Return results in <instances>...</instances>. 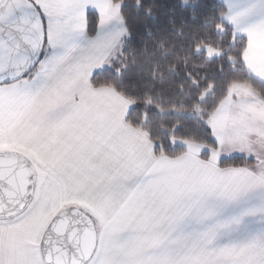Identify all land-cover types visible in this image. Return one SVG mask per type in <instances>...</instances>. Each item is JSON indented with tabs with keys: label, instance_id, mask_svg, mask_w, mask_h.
Here are the masks:
<instances>
[{
	"label": "snow or ice",
	"instance_id": "snow-or-ice-1",
	"mask_svg": "<svg viewBox=\"0 0 264 264\" xmlns=\"http://www.w3.org/2000/svg\"><path fill=\"white\" fill-rule=\"evenodd\" d=\"M108 5L109 0H0V264L145 260L127 255L134 237L125 216L131 194L147 177L125 172L72 140L84 110L78 85L90 83L89 60ZM93 21L96 33H90ZM238 35L244 38L243 58L248 33ZM81 152L90 164L73 159ZM255 186L210 188L202 195L234 202ZM248 214L191 234L183 231L181 215L161 237L170 245L161 251L173 257L194 252L200 264H264V232L241 235ZM221 232L236 240L215 243Z\"/></svg>",
	"mask_w": 264,
	"mask_h": 264
},
{
	"label": "crops",
	"instance_id": "crops-1",
	"mask_svg": "<svg viewBox=\"0 0 264 264\" xmlns=\"http://www.w3.org/2000/svg\"><path fill=\"white\" fill-rule=\"evenodd\" d=\"M225 7L224 21L238 34L248 33L243 54L246 68L264 83V6L260 0H219ZM107 14L100 18V39L96 42L87 69L90 78L103 68L112 52L123 45L119 19ZM117 6V5H114ZM110 66V65H109ZM84 97V110L72 140L93 154L103 153L121 169L147 177V182L131 194L130 207L125 216L126 230L134 237L127 255L142 254L143 264H200V256L188 252L179 257L165 255L161 237H166L169 226L181 215L183 231L197 233L218 221L240 213L245 216V230L255 234L264 232V99L253 88L244 84L232 85L227 97L208 119L212 135L224 141L239 140L237 152L229 156L252 160L240 167H220L224 159L213 157L221 148L201 152L186 150L177 158L156 156L155 145L142 132L127 123L133 104L108 87L94 88L90 83L79 84ZM79 99V97H77ZM208 152V159L201 156ZM217 153V152H216ZM254 157V159L252 158ZM73 159L90 164L83 153ZM255 184L238 201L229 202L216 194L202 195L208 189ZM236 240L221 232L215 243L228 244Z\"/></svg>",
	"mask_w": 264,
	"mask_h": 264
},
{
	"label": "trees",
	"instance_id": "trees-1",
	"mask_svg": "<svg viewBox=\"0 0 264 264\" xmlns=\"http://www.w3.org/2000/svg\"><path fill=\"white\" fill-rule=\"evenodd\" d=\"M120 6L125 37L121 54L91 78L133 104L127 123L155 145L156 156L177 158L186 150L175 141L215 149L208 119L235 84L253 88L264 99V83L241 58L243 36L225 21L219 0H111ZM91 22L90 33H96ZM218 56L208 58L204 48ZM246 48H243V54ZM208 152L202 154L208 159ZM252 160L224 159L220 167Z\"/></svg>",
	"mask_w": 264,
	"mask_h": 264
},
{
	"label": "rangeland",
	"instance_id": "rangeland-1",
	"mask_svg": "<svg viewBox=\"0 0 264 264\" xmlns=\"http://www.w3.org/2000/svg\"><path fill=\"white\" fill-rule=\"evenodd\" d=\"M110 17L112 18H116L119 19L120 25H121V30L123 33V40L125 37V29L124 26L122 25L121 22V14H120V6H111V11H110ZM207 51L208 54V58H212L214 56H218L219 52H217L216 50L207 47L204 48ZM121 54V46H118V48H116L112 54L110 55V57L105 61V64L103 66V68H101L102 70L107 68L111 62L113 60H115L119 55ZM100 70V71H102ZM231 88V87H230ZM229 93V92H228ZM213 139L216 141H219V145H221V148L219 150H217L215 153H213V157L216 156L217 157H233V156H229L231 155V153H235L233 151L237 152V148L240 147V143L239 140H233V139H228L226 138V140L224 141L223 139H220L218 136H215V138L213 137ZM175 143L180 144L183 148H185V150H190V151H196V152H201L204 150H208V147L203 145V144H198V143H193V142H184V141H175Z\"/></svg>",
	"mask_w": 264,
	"mask_h": 264
}]
</instances>
